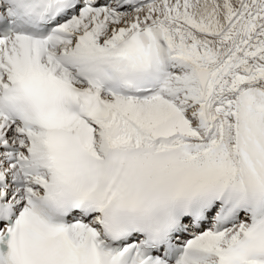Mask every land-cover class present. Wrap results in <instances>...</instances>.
Segmentation results:
<instances>
[{
    "label": "snow or ice",
    "instance_id": "1",
    "mask_svg": "<svg viewBox=\"0 0 264 264\" xmlns=\"http://www.w3.org/2000/svg\"><path fill=\"white\" fill-rule=\"evenodd\" d=\"M0 264H264V0H0Z\"/></svg>",
    "mask_w": 264,
    "mask_h": 264
}]
</instances>
